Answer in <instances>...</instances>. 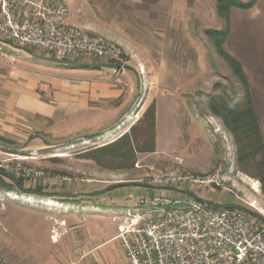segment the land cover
I'll use <instances>...</instances> for the list:
<instances>
[{"label": "rangeland", "instance_id": "rangeland-1", "mask_svg": "<svg viewBox=\"0 0 264 264\" xmlns=\"http://www.w3.org/2000/svg\"><path fill=\"white\" fill-rule=\"evenodd\" d=\"M67 2L76 25L117 43L128 58V67L119 72L107 65L96 68L115 77L143 63L147 74L138 80L126 110L110 116L109 124L90 116L56 118L53 107L43 112L48 119L34 108L33 98L54 106L44 78L66 67L0 42V143L9 145H0V170L21 180L25 190L0 189V264H90L87 253L94 242L108 234L119 239L129 218L118 212L144 191L138 185L103 189L121 181L146 184L156 170L199 178L217 175L231 191L213 184L186 187L196 189L200 198L264 204L258 168L250 159L238 163L232 133L208 109L212 98L224 97L234 106L243 93L205 34L206 29L225 28L215 0H192L169 20H161L166 14L159 12L161 21L152 17L156 13L137 17L140 9L122 1ZM141 44L144 51L137 49ZM86 59L96 64V59ZM161 61L173 65L160 68ZM156 96L175 99L184 121L173 154L148 155L154 134L144 112ZM182 159H191L194 166ZM38 188L52 196L26 192Z\"/></svg>", "mask_w": 264, "mask_h": 264}, {"label": "built area", "instance_id": "built-area-1", "mask_svg": "<svg viewBox=\"0 0 264 264\" xmlns=\"http://www.w3.org/2000/svg\"><path fill=\"white\" fill-rule=\"evenodd\" d=\"M72 20L67 0H0V42L75 65H107L114 72L128 67L120 45ZM137 66L144 81L143 67ZM146 182L118 212L129 218L118 234L129 264H264L263 203L218 207L182 192L196 194L186 186L200 184L231 191L217 175L156 170Z\"/></svg>", "mask_w": 264, "mask_h": 264}, {"label": "crops", "instance_id": "crops-1", "mask_svg": "<svg viewBox=\"0 0 264 264\" xmlns=\"http://www.w3.org/2000/svg\"><path fill=\"white\" fill-rule=\"evenodd\" d=\"M116 1L134 4L135 8L140 9L135 12V15L141 19L148 18L151 13H156V17H152L158 21L159 12L166 14V17H162L161 20H169L170 16L182 10L183 5L192 0ZM143 11L145 14L142 13ZM72 22L76 23L74 17ZM127 46L130 48L129 45ZM131 46L137 47L132 44ZM144 46L141 44L137 49L144 51L146 49ZM224 49L240 63L246 76L264 143V0H256L255 4L248 9L235 7L230 9L229 32L224 41ZM41 57L47 58L46 56ZM164 62L166 61H161L157 66L164 68L173 65ZM57 64L60 65L59 67L66 68L57 69L56 75L44 78L53 90L54 106L44 102L42 98H33L34 108L38 109L39 114H45L44 116L48 119L49 113L43 112H49V107H53L56 118L90 116L94 118L93 122L109 124L110 116L113 119L129 106L140 79L138 69L136 71L127 69L125 74L121 73L113 77L111 73H105L96 66L89 68V66L69 63ZM139 65L143 67L146 75L148 66L143 63ZM153 100L155 104L153 152L148 155L176 153L180 143V127L184 123L181 120L178 102L167 96H156ZM181 162L187 167L194 166L191 159H182ZM203 199L217 206L236 204L224 197ZM87 256L92 257L90 264H129L115 234H108L102 240L94 242Z\"/></svg>", "mask_w": 264, "mask_h": 264}, {"label": "trees", "instance_id": "trees-1", "mask_svg": "<svg viewBox=\"0 0 264 264\" xmlns=\"http://www.w3.org/2000/svg\"><path fill=\"white\" fill-rule=\"evenodd\" d=\"M255 2L256 0H215L216 13L219 17L224 19L225 28L221 30L206 29L205 34L213 42L217 54L226 62L232 74L236 77L243 93L241 98L234 106H230L228 100L224 97L212 98L208 102V109L211 114L219 118L225 125V127L232 133L237 144L238 163L242 165L244 161L246 162L250 159V161L253 162L258 168L259 174L257 175V178L261 184V190L264 193V143L261 136L257 115L254 110L248 82L240 63L224 49V41L229 32L230 9L233 7L248 9L251 8L255 4ZM88 66L93 67L100 65ZM144 115L148 116L149 123L154 132V102L146 109ZM128 137V135H125L124 137L127 143ZM1 140L3 139L0 137V141ZM117 140H115L114 142H116ZM109 144H106L104 146H108ZM0 145L9 148V145L7 144L0 143ZM128 145L129 147H131L130 143H128ZM0 189H14L19 192H25V190L23 189V182L21 180L15 179L2 170H0ZM37 190L26 192L35 195H48L45 193H41L40 188H38ZM101 192L102 191H99V193Z\"/></svg>", "mask_w": 264, "mask_h": 264}, {"label": "water", "instance_id": "water-1", "mask_svg": "<svg viewBox=\"0 0 264 264\" xmlns=\"http://www.w3.org/2000/svg\"><path fill=\"white\" fill-rule=\"evenodd\" d=\"M28 53L32 54V51L31 50H26ZM37 54H34L35 57ZM46 60H49L51 62H57V63H67L66 61H59V60H55V59H50V58H46ZM69 64H72V65H75L74 63H69ZM81 66H88L87 64H79ZM140 92V86H138V93ZM132 185H138V186H141V187H146L147 185L145 183H141V182H136V181H121V182H117V183H114V184H111L107 187H105L103 190L104 191H108V190H112L114 188H117L119 186H132ZM166 189L168 190H172V191H179L178 189H176L175 187H166ZM184 192L185 194H187L188 196L198 200V201H204L203 198H200L198 197L194 192H191V191H182ZM92 194V193H91ZM218 207H221V206H218ZM247 210V209H245Z\"/></svg>", "mask_w": 264, "mask_h": 264}, {"label": "bare ground", "instance_id": "bare-ground-1", "mask_svg": "<svg viewBox=\"0 0 264 264\" xmlns=\"http://www.w3.org/2000/svg\"><path fill=\"white\" fill-rule=\"evenodd\" d=\"M257 187V183H253V188H256Z\"/></svg>", "mask_w": 264, "mask_h": 264}]
</instances>
